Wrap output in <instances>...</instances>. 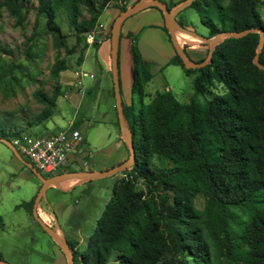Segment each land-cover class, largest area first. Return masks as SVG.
<instances>
[{"label": "trees", "instance_id": "1", "mask_svg": "<svg viewBox=\"0 0 264 264\" xmlns=\"http://www.w3.org/2000/svg\"><path fill=\"white\" fill-rule=\"evenodd\" d=\"M28 1L0 0V14L5 8L22 25ZM110 1L36 0L27 47L39 33L42 18L41 30L51 37L54 47L63 48L66 55L77 50L79 64L86 47L82 35L94 30ZM263 4L264 0H193L189 5L199 12L201 23L208 28L206 38H210L219 31L247 28L264 34L257 10ZM61 14L75 37L70 46L58 21ZM175 20L183 27L180 19ZM163 30L167 32L164 26ZM128 36L131 93L139 101L137 106L132 102L122 105V111L135 160L115 180L84 250L78 258L73 255L74 263L264 264V69L252 61L258 32L221 39L202 67L186 68L175 53L168 63L192 75L193 93L186 102L178 101L170 90L145 91L151 73L135 38ZM258 60L264 64V41ZM67 67L64 59H57L50 73L56 77ZM206 92L210 97L199 100ZM61 94L58 85L51 94L34 92L43 107L33 124L53 115ZM20 133L8 130L0 119L1 138ZM154 156L171 165L155 164ZM197 196L203 199L200 209L195 206Z\"/></svg>", "mask_w": 264, "mask_h": 264}, {"label": "rangeland", "instance_id": "2", "mask_svg": "<svg viewBox=\"0 0 264 264\" xmlns=\"http://www.w3.org/2000/svg\"><path fill=\"white\" fill-rule=\"evenodd\" d=\"M160 1L168 3L169 0ZM36 5V0L25 4L27 11L22 25H18L15 17L5 8L0 14V119L6 122L8 130L18 129L21 133L38 136L67 129L73 122L83 138L78 149L88 154L90 167H93L112 156L116 138L120 136L119 119L112 95L110 38L107 40L109 52L102 47L88 45L78 64L77 50L66 55L63 48H55L51 37L41 30L44 20L39 18V33L28 41L27 47L25 41L32 33ZM257 10L264 25V4ZM107 14L108 10L104 9L99 21H105ZM84 15L87 16L85 13ZM176 19H180L183 26L196 35L202 38L208 36V28L201 23L200 14L193 6L188 5L179 11ZM58 21L62 31L67 34L68 46L74 44L75 37L62 14ZM111 24L112 21L108 32ZM144 29L143 34L133 37L145 66H148L147 69L155 78H165V84L178 101L186 102L193 93L192 75H186L179 65L164 62L169 50L167 48L171 44L169 37V43H165L163 33L153 27ZM82 36L85 41L86 34ZM83 41H80L78 49ZM201 42L206 57L208 42L205 39ZM27 51L29 56H26ZM127 54L125 56L120 52V67L123 61L128 60ZM57 59H64L68 67L53 77L50 70ZM77 69L92 77L82 79L85 89L83 92L75 94L71 99L64 98L62 94L72 87ZM56 85L62 87V94L56 100L53 115L39 124H33L34 116L43 107L34 97V92L51 94ZM145 88L150 89L148 85ZM158 88L159 85H155V89ZM89 89H93V93L89 94ZM133 96L135 102H138V96ZM204 97H210L209 92L199 96V100ZM147 100L148 97L144 101ZM2 139L5 140L6 137ZM153 161L163 167L171 165L167 159L156 156ZM80 163L72 161L68 171H81L79 169L83 167L79 166ZM121 176L122 173L118 172L78 184L79 180L73 178V185L69 190L59 189L67 185L57 183L47 187L40 198L37 204V211L41 213L39 217L52 233H56L59 238L63 236L66 242L72 244V254L77 258L84 250L98 217L111 197L115 180ZM40 184L32 170L0 140V255L8 264H69L50 234L31 214ZM31 200L32 203L29 204ZM202 204V197L197 196L195 206L200 209ZM188 264L193 263L189 261Z\"/></svg>", "mask_w": 264, "mask_h": 264}, {"label": "crops", "instance_id": "3", "mask_svg": "<svg viewBox=\"0 0 264 264\" xmlns=\"http://www.w3.org/2000/svg\"><path fill=\"white\" fill-rule=\"evenodd\" d=\"M135 1H137V0H122V2L120 0H111L103 8V10L104 9L108 10V14H107L105 21L100 22L99 17H98L97 24L95 26V36H98L100 38L99 42H95L96 46H94V43H92V44L86 43V47L88 45L94 46L95 48L102 47L103 50L107 49L108 50L107 52H109V43L107 42V40L110 38V37H108V26H109L110 22L113 21L115 16L120 12L121 6H125V8H127L131 4H133V2H135ZM183 1L184 0H169L168 3H165V4L170 6L171 7L170 10H172L177 5L182 3ZM153 6H155V5H146L144 8L138 10L136 13L124 18L121 21L120 26H119L118 78H119V91H120V97H121L122 105H129L131 102L135 106L138 105V102H135V98L133 96L134 94L131 93V82H132V61H131V53H130L131 38L128 36V34H131V36H136V35H139L140 33L143 34V32L145 30L144 28L153 27L157 31L163 33V40L165 41V43H169L167 32H165L163 30V26H164L163 12L161 9H158L159 7L156 8ZM175 19H176V16L174 18L175 24L173 26V29H174V27H177L182 32V34L184 35L183 37L176 36L175 33L173 32L178 44L184 49L185 53L187 54L189 59H191L192 61L197 62L201 59H204L205 58V48H204L203 43L201 42V41H204V38H202V37L196 35L195 33L187 30L185 28V26L181 27L176 22ZM98 25H101V27H99ZM198 38H199V40H197ZM191 41H196V42H191ZM169 47L170 48H167V49H169L168 54L165 56V59H164V62L166 64H170L168 62L173 57V55L175 54V50H174L172 44H170ZM120 52H123L125 56L128 53L127 56L129 57L128 60L123 61L124 63L122 65V67H120V58H119ZM106 61L108 62V54H107V60ZM146 67L148 68L147 65H146ZM121 79H122V81H121ZM164 80H165V78H163V77L155 78L151 74V80L147 84L150 87V89L145 88V91L148 93L154 92L156 90L155 85H159V88H158L159 91L170 90L169 87L165 84ZM73 83H74V81L72 82V87L62 94V96L64 98L71 99L75 94H77L79 92H83L85 90V89H83V84H81L79 87H76ZM88 93L89 94L93 93V89H89ZM112 95H113V93H112ZM71 123L73 125V128L77 129V127L74 126V123L73 122H71ZM82 141H83V138L81 139L80 143ZM79 144L76 146L74 153L72 155V158L75 161H77V163L81 162L79 164V166L83 167V168L79 169L81 171L110 170L128 157V149H127L126 145L124 144V142L122 141L121 136H119L116 138L112 156L110 158H108L107 160H105L103 162L96 163L95 166L90 167L88 154L86 152H84V151L82 152L78 149ZM72 185H73V182H71L70 184L65 186V188L60 187L59 189L69 190L72 187ZM37 213H38V215L41 216L40 211H37Z\"/></svg>", "mask_w": 264, "mask_h": 264}, {"label": "water", "instance_id": "4", "mask_svg": "<svg viewBox=\"0 0 264 264\" xmlns=\"http://www.w3.org/2000/svg\"><path fill=\"white\" fill-rule=\"evenodd\" d=\"M193 0H184L182 3L177 5L172 10L168 9L166 4L160 0H137L133 4H131L129 7L125 8L124 10L120 11L115 18L112 21L111 28H110V60H111V75H112V84H113V96L115 101V108L117 111L118 119H119V129H120V136L124 144L126 145L128 149V157L117 164L115 167H113L110 170L105 171H67L62 172L58 174H54L48 177L43 176L38 170H36L28 161L23 160L20 158L17 153L12 149L10 144L5 141L4 139L0 138L1 141L5 142L13 151V153L21 159L24 164H26L32 172L36 175V177L40 180L41 184L40 187L35 195L32 208H31V214L35 218L36 221L42 226L44 230H46L51 238L56 242L60 250L62 251L63 255L66 257L69 264H75L73 261V254L71 251V248L68 246L65 238L59 236L56 233H52L51 229L43 223L41 218L39 217L37 213V204L41 197L44 195V191L47 187L51 185L57 184V182L68 179V178H79V182L81 183L84 181H88L91 179H97L102 178L106 176L114 175L118 172H121L122 170L129 168L135 160V153H134V147H133V140L130 133V130L128 129L124 118H123V111H122V103H121V97H120V91H119V78H118V38H119V26L121 21L136 13L138 10L144 8L146 5H155L159 7L163 12V18H164V27L167 30V33L170 38V42L175 50V53L179 56L181 59L183 65L186 68H198L204 66L210 59L213 49L218 41L225 37H240L243 36L249 32H258L259 34V41H258V48L256 50V53L253 57V63L260 69H264V64H260L258 60V53L259 50L263 44L264 41V34L260 29H254V28H247L241 31H219L209 39L204 38L208 42V53L206 57L200 61V62H194L185 53L184 49L178 44L176 41V38L173 33V26H174V18L176 14L181 11L183 8L188 6ZM76 184V183H75ZM74 184V185H75ZM0 264H8L4 260H0Z\"/></svg>", "mask_w": 264, "mask_h": 264}, {"label": "built area", "instance_id": "5", "mask_svg": "<svg viewBox=\"0 0 264 264\" xmlns=\"http://www.w3.org/2000/svg\"><path fill=\"white\" fill-rule=\"evenodd\" d=\"M101 27V25H98ZM100 38L95 36V31L86 33V43L92 44L99 42ZM84 77H92L91 74L77 69L74 85L79 87ZM82 137L77 129L73 128L72 123L67 129L59 130L44 136L27 134V138L19 141H7L12 149L23 160L28 161L41 174L54 175L66 172L74 159L72 155Z\"/></svg>", "mask_w": 264, "mask_h": 264}, {"label": "bare ground", "instance_id": "6", "mask_svg": "<svg viewBox=\"0 0 264 264\" xmlns=\"http://www.w3.org/2000/svg\"><path fill=\"white\" fill-rule=\"evenodd\" d=\"M173 32L175 33L176 36H181L183 37L184 35L182 34V32L177 28V27H174L173 29ZM77 75V71L75 72V76ZM76 79V77H75ZM27 134L26 132H22L18 135H13V136H10V137H7V141H19L21 138H27ZM72 179L73 178H68V179H63L59 182H57L59 185L61 186H65V185H68L72 182ZM74 179H76L77 181L79 180V178L75 177Z\"/></svg>", "mask_w": 264, "mask_h": 264}, {"label": "flooded vegetation", "instance_id": "7", "mask_svg": "<svg viewBox=\"0 0 264 264\" xmlns=\"http://www.w3.org/2000/svg\"><path fill=\"white\" fill-rule=\"evenodd\" d=\"M72 250V249H71Z\"/></svg>", "mask_w": 264, "mask_h": 264}]
</instances>
